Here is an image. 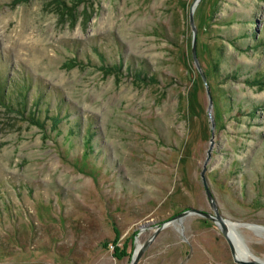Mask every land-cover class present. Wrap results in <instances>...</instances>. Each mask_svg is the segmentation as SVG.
Instances as JSON below:
<instances>
[{
  "label": "rangeland",
  "instance_id": "rangeland-1",
  "mask_svg": "<svg viewBox=\"0 0 264 264\" xmlns=\"http://www.w3.org/2000/svg\"><path fill=\"white\" fill-rule=\"evenodd\" d=\"M194 2L0 0V83L28 85L45 124L0 106V264H129L160 222L211 211L208 150L221 214L264 227V0L195 5L206 85ZM233 232L264 260V234ZM137 264L238 263L192 215Z\"/></svg>",
  "mask_w": 264,
  "mask_h": 264
},
{
  "label": "water",
  "instance_id": "water-1",
  "mask_svg": "<svg viewBox=\"0 0 264 264\" xmlns=\"http://www.w3.org/2000/svg\"><path fill=\"white\" fill-rule=\"evenodd\" d=\"M199 0H195L194 4L191 6V9L189 11V24L191 26L192 29V43H191V54H192V58L194 60V64L198 70V72L200 73V76L204 82V84L206 85V76L203 73L198 59H197V55H196V28L194 25V9H195V5L198 3ZM207 90V96L209 99V104L207 107L208 110V115L211 119V124L212 127H214V122L212 120V116H211V106H212V100H211V95L209 92V89L206 87ZM209 158V150H208V155L205 159L203 168L200 172V176H201V181L204 187V191H205V195L208 199L211 211H205L202 209H198V208H194V207H188L183 209L182 211H180L178 214L170 217L167 220H164L162 222L159 223V225L156 227L155 231L149 236V238L142 244H140L138 247L135 246V249L132 253L131 256V260L129 262V264H137L141 255L143 254V252L147 249V247L150 245V243L154 240V238L157 236V234L164 229L165 227L174 224V223H178L180 224L183 217L185 216H199V217H205V218H209L211 219L213 222H215V224L220 228L223 236L225 237L229 248H230V252L232 255V258L234 260V262L238 263V264H264V261H260V260H246L243 259L239 256L237 249L235 248V241H234V237H233V233L231 232V229L228 228L227 226V222H234L237 224H241L244 226H249V225H255V226H263L260 224H254V223H246V222H238V221H232L227 219L226 217H224L221 212L219 211V206L217 204V201L215 200V197L209 187L206 175H205V171H206V162Z\"/></svg>",
  "mask_w": 264,
  "mask_h": 264
},
{
  "label": "trees",
  "instance_id": "trees-1",
  "mask_svg": "<svg viewBox=\"0 0 264 264\" xmlns=\"http://www.w3.org/2000/svg\"><path fill=\"white\" fill-rule=\"evenodd\" d=\"M56 1L59 3H63L65 0ZM247 83H250L251 85H260L262 84V81H260L259 78H255L254 81L248 80ZM5 85V82H3V84L0 83V106H3L7 110H13L15 112H18L25 120H28V122L37 125L39 128H44L45 124L40 118L42 110L39 107L37 108L38 100L34 101L35 107L33 109L28 108L29 86L26 84H21L18 86L17 90H15V88H12L10 89V91H8ZM45 115L47 118H49V120L52 121L53 125H56L61 121L59 111L51 115L48 114V111H45ZM123 252L124 250H121V253Z\"/></svg>",
  "mask_w": 264,
  "mask_h": 264
},
{
  "label": "bare ground",
  "instance_id": "bare-ground-1",
  "mask_svg": "<svg viewBox=\"0 0 264 264\" xmlns=\"http://www.w3.org/2000/svg\"><path fill=\"white\" fill-rule=\"evenodd\" d=\"M227 226L229 229H231V232L233 233V237H234V241H235V248L237 249V252L239 254V256L243 259H246V260H260L259 258L257 257H254L253 255L251 254H248L241 246V244L239 243V241L237 240L234 232H233V227L235 226H244V225H241V224H237V223H234V222H227ZM249 229H252V230H255V231H260L259 233H262L264 234V227L262 226H255V225H249V226H245ZM139 246V243L136 245V247ZM260 261H264V260H260Z\"/></svg>",
  "mask_w": 264,
  "mask_h": 264
},
{
  "label": "flooded vegetation",
  "instance_id": "flooded-vegetation-1",
  "mask_svg": "<svg viewBox=\"0 0 264 264\" xmlns=\"http://www.w3.org/2000/svg\"><path fill=\"white\" fill-rule=\"evenodd\" d=\"M117 259H120V257H117Z\"/></svg>",
  "mask_w": 264,
  "mask_h": 264
}]
</instances>
